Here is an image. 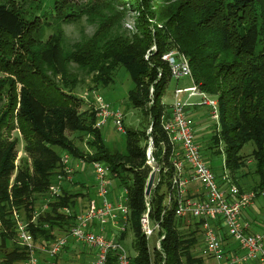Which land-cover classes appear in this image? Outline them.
Returning a JSON list of instances; mask_svg holds the SVG:
<instances>
[{
  "label": "trees",
  "instance_id": "1",
  "mask_svg": "<svg viewBox=\"0 0 264 264\" xmlns=\"http://www.w3.org/2000/svg\"><path fill=\"white\" fill-rule=\"evenodd\" d=\"M13 2L0 1V72L5 75L0 78V218L4 227L0 264H23L26 256L13 242L12 208L30 219L61 172V156L83 157L84 143L92 151L88 161L107 165L117 174V186L128 189L135 253L131 264H151L139 217L149 177L145 165L149 138L155 149L152 157L161 168V181L150 194L152 218L160 219L169 188L171 168L167 159L161 160V143L167 145L161 124L170 114L163 97L171 79L161 57L168 49L176 48L187 57L194 84L218 102L221 131L216 127L208 149L216 150L221 140L234 184L241 191L264 190V0H128V8L119 0H54L51 18L40 16V9L29 15ZM120 6L122 10L117 9ZM128 12L136 15L135 31L127 28V22L123 24ZM82 19L93 27L92 34L82 32L79 41L67 45L63 26ZM47 30L52 32L46 37ZM119 68L126 69L132 82L127 93L130 106L142 111V124L149 119L151 128L148 136L126 129L125 156L104 147L103 131L94 129L93 109L78 95L86 80L87 92L109 88ZM82 104L88 109H80ZM12 130L19 136H12ZM20 140L25 158L10 187ZM247 144L253 146L250 156L258 178L252 188L238 184L240 169L245 167L240 152ZM81 183L74 180L67 186L50 211L39 217L38 227H30L36 241L56 237L55 230L66 231L71 221L58 210H75L78 199L87 201L92 196L76 190L87 186ZM162 222L165 239L155 263L203 264L191 252L198 243L196 232L185 236L172 212L165 213ZM43 224L49 229L43 230ZM126 237L123 234L119 240ZM114 261L111 255L108 264ZM43 262L47 264L46 259Z\"/></svg>",
  "mask_w": 264,
  "mask_h": 264
},
{
  "label": "built area",
  "instance_id": "2",
  "mask_svg": "<svg viewBox=\"0 0 264 264\" xmlns=\"http://www.w3.org/2000/svg\"><path fill=\"white\" fill-rule=\"evenodd\" d=\"M128 25V24H127ZM132 29L130 26H128ZM155 51V47L151 49ZM149 53L146 55L148 58ZM168 65L170 78L176 81L189 79L192 85L184 89H175L170 114L162 122V130L167 139L161 143V159L168 160L171 168L169 188L165 192L163 212L160 219L152 218L151 195H144V212L139 217L140 233L147 242L151 264L155 263L156 252L161 251L165 239L162 229L163 215L172 212L180 221L179 229H186L189 224L198 228L196 235L199 245L198 255L212 264H264V224L258 232L253 231V223L244 219V213L253 212L256 201L262 198L264 190H240L232 181L225 162L221 175H217L206 162L203 144L196 137L195 128L189 119L187 108L192 106L189 100L198 98L204 107L209 109L210 120L219 123L218 102L215 98L202 92L194 84L189 61L176 48L168 49L161 57ZM182 94L187 99L180 100ZM81 99L88 102L93 109L96 122L94 129L103 131L109 120L118 134H125L124 114L114 108L96 92H84ZM151 132V128L149 133ZM147 164L152 167L153 141L148 140ZM83 157L71 158L63 154L60 159L61 172L49 184L41 203L35 206L30 219L26 220L17 209L12 208L16 246L25 252L23 264H57L62 254L71 243L82 244L92 253L91 264H108L112 255L114 264H131L125 245L119 240L131 230L128 189L123 186L113 188L116 173L99 161H88L92 151L83 144ZM17 159H20L18 154ZM15 173L18 160L15 159ZM87 163L93 170L92 196L86 204L75 210L62 208L60 214L70 219L71 224L62 235L49 240L36 241L30 227H38V219L50 211L51 204L59 200L62 191L72 186L77 170ZM160 166L156 170L153 189L160 183ZM167 168L163 170L166 173ZM15 174L11 176L10 187ZM196 185V192L191 193V186ZM78 192L89 193L87 186L76 187ZM90 194V193H89ZM43 230L49 225L43 224ZM4 230L0 218V232ZM181 231V230H180ZM236 244V251H228L226 242ZM71 241V242H70ZM162 258L164 255L161 254ZM158 264H164L161 261ZM207 264V263H206Z\"/></svg>",
  "mask_w": 264,
  "mask_h": 264
},
{
  "label": "rangeland",
  "instance_id": "3",
  "mask_svg": "<svg viewBox=\"0 0 264 264\" xmlns=\"http://www.w3.org/2000/svg\"><path fill=\"white\" fill-rule=\"evenodd\" d=\"M1 2H13L17 5L18 7H21L20 9L24 12H26L27 14H32L33 12H35V9L37 11V9H40L38 11V13L40 14V16H45L46 18H51L52 16V10H53V2L54 0H0ZM75 2H86L87 0H74ZM127 1L128 0H119V2H123L126 3L125 7L128 8L127 6ZM131 1V0H130ZM30 9H33V11L31 12ZM118 10H122V7H118ZM136 17L135 13H131L128 12L125 14V19L124 22H127V28H129L128 26H130L132 29V31H135V20L134 18ZM64 32H65V41L67 45H71L77 41H79L82 32H84L86 35H91L93 32V27L89 26L84 19H82L79 23L77 24H73V25H64L63 26ZM51 30H47V34L46 37L49 36V34L51 33ZM262 44L260 43L258 45V51L262 50ZM5 77V75H3V73L0 72V78ZM88 83V80H86V83L83 84L79 90H78V95L81 96V94H83L84 92H86L88 90V87L86 86ZM191 86L190 84V80L187 79H182L180 81H176L174 79H170L166 90H165V94L163 97V106L165 108L168 107V105H170L174 100L173 98V91L175 89V87H180V88H184V87H189ZM132 87V82L130 81V78L128 76V73L126 71V69L124 68H119L116 71V75L114 78V82L113 84L107 88V89H103V90H99L96 91V93L98 95H100L105 101H107L111 106H113L114 108H118L120 109V111L124 114V126L125 129H130V130H139L145 133V136H148L150 133V128H149V119L144 122L142 124V120L143 117L142 116V111H137L135 109H133L128 100H127V93L128 91L131 89ZM97 90V89H96ZM152 92V91H151ZM187 99V94H182L180 96V100L181 101H185ZM84 101V100H83ZM196 101V102H194ZM85 102V101H84ZM88 103V102H85ZM189 104L190 105H198L201 108H204V106L202 105V102L200 101V99L198 98H193L191 100H189ZM2 106L0 105V111L2 110L1 108ZM83 111L87 110L88 107L85 104H82L81 108ZM210 115V114H209ZM165 119V118H164ZM163 119V120H164ZM162 120V122H163ZM212 122V121H211ZM213 123V122H212ZM214 124V128H209L210 132L209 135L207 136V140L205 139L204 141L201 140L202 144H203V151H204V156L206 159V162L212 167V169L216 172V174L219 176L222 173L223 170V163L225 162V153L223 150V142L220 140V144L219 147L215 150L213 149V147H210L209 145V149H208V144H209V138L211 137L212 133L215 132L216 127L217 131L220 133L221 128L218 126L219 124ZM142 127V128H141ZM162 127V124H161ZM12 136L17 137L19 136L18 132L16 130H12L11 131ZM103 145L106 149H108L111 153H116V154H121L122 156L126 155V136L125 135H121L118 134L115 129H114V125L112 123L111 120H109L106 124V126L103 129ZM20 138V137H19ZM148 144L146 147V158H147V152H148ZM253 150V146L252 144H247L243 150L240 152V154L243 156L244 158V163H245V167L243 169H240L239 172V176H238V184L241 185L244 188H252L253 185L255 183L258 182V178L253 174L254 171V166H253V158L250 156L251 152ZM153 152H155V149L152 150ZM152 152V153H153ZM157 152V151H156ZM15 159L18 160V164L16 166L20 165V161L25 158V154L23 151V142L20 140V142L18 143V145L16 146L15 149ZM18 154L20 155V159H17ZM153 158V157H152ZM154 160V158H153ZM162 160V159H161ZM118 161V160H117ZM120 162V161H119ZM147 162V161H146ZM250 162V163H248ZM147 169H148V173L150 175V173L152 172V167L150 165H148L147 163L145 164ZM127 166V165H125ZM14 167H15V163H14ZM126 169L128 167H125ZM142 170V169H141ZM17 171V169H16ZM17 174L15 173V169L13 170L12 175ZM246 176H243L245 175ZM117 176V174H116ZM231 176V175H230ZM243 176V177H242ZM75 180H81V184H85L87 185V188L89 189V193L92 194L93 190L91 189V186L93 185V170L92 167L90 165H88L87 163L83 164L78 170H77V174H75ZM233 180V179H232ZM233 182H235L233 180ZM117 182L115 181L113 184V188H115L117 186ZM25 218V216H23ZM182 233L185 234V236L189 235L191 236V234L187 233V229H181ZM53 235L60 236L62 235V232L59 230H55L53 232ZM198 235V231H196L195 236ZM43 239V238H40ZM134 239V234L132 232V230H130L129 234H127V237L125 238V240H122V243L125 245V247L127 248V251L129 253V255L132 257L134 256V251L132 248V242ZM71 242V241H70ZM74 244V243H73ZM75 247H77V249L83 250L85 252V255H91L92 253H90V251L88 250L87 247H85L82 244H74ZM199 245L195 244L191 250L193 256L198 255V247ZM67 252V251H66ZM80 254V253H78ZM65 253L62 254V259L59 260V262H61V264H80V262H70V261H66V259L64 260ZM206 262V261H205Z\"/></svg>",
  "mask_w": 264,
  "mask_h": 264
},
{
  "label": "crops",
  "instance_id": "4",
  "mask_svg": "<svg viewBox=\"0 0 264 264\" xmlns=\"http://www.w3.org/2000/svg\"><path fill=\"white\" fill-rule=\"evenodd\" d=\"M190 84L192 85V82L190 80ZM190 87V86H189ZM184 88H188V87H184ZM184 88H180V87H175V89H184ZM174 89V91H175ZM173 91V92H174ZM196 102V101H194ZM172 105V103L170 105H168L169 107V111H170V106ZM187 113L189 115V119L192 122V126L193 128H195V132H196V137L197 139L201 142L204 141L207 136L209 135L210 129L209 128H214V124L211 122L210 120V116H209V109L207 107L201 108L198 105H193V106H189L187 108ZM216 128V126H215ZM218 128V127H217ZM207 140V139H206ZM250 163V162H248ZM81 182V180H78ZM196 185H192L191 186V193L196 192ZM86 201L82 200V199H78L76 202V208H81L83 207L86 203ZM244 219H249L252 223H253V231L254 232H258L262 229V225L264 224V201L262 198H259L256 203L255 206L253 208V212L250 210L248 212L244 213ZM187 233H191L193 231H197L198 228L193 225V224H189L187 227ZM181 230V229H180ZM182 231V230H181ZM226 248L228 251H236V244L229 242L227 240L226 242ZM65 252V256L64 260L66 259V261H70V262H80V264H91L92 262V254L91 255H85V252L83 250L77 249V247H75V245L73 243H71L70 245H68V247L66 248ZM80 253V254H78ZM195 258L201 259L203 261V264H212V260H204L202 258L199 257V255H194ZM206 261V262H205ZM57 264H61V262L58 261Z\"/></svg>",
  "mask_w": 264,
  "mask_h": 264
},
{
  "label": "water",
  "instance_id": "5",
  "mask_svg": "<svg viewBox=\"0 0 264 264\" xmlns=\"http://www.w3.org/2000/svg\"><path fill=\"white\" fill-rule=\"evenodd\" d=\"M151 164H152V172L150 173L148 177L145 192H144V195L147 197L150 196V194L152 193V190L154 187V181L156 178V170L159 168V165L157 163L151 162Z\"/></svg>",
  "mask_w": 264,
  "mask_h": 264
}]
</instances>
